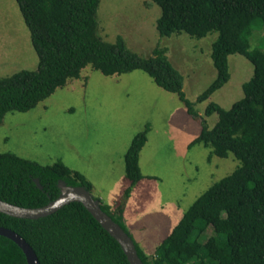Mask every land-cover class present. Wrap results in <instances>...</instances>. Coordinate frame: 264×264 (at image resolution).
I'll return each instance as SVG.
<instances>
[{
  "label": "trees",
  "instance_id": "trees-1",
  "mask_svg": "<svg viewBox=\"0 0 264 264\" xmlns=\"http://www.w3.org/2000/svg\"><path fill=\"white\" fill-rule=\"evenodd\" d=\"M160 8L156 31L160 37L185 33L202 38L216 32L210 57L216 76L197 97L208 100L230 78L228 56H244L253 66L244 82L243 97L226 110L210 101L204 116L216 115L188 147L200 144L212 156L232 155L238 166L211 184L183 212L170 233L153 252L133 240L142 264H264V51L250 46L254 28L264 27V0H151ZM29 31L38 64L0 78V123L13 112H27L69 80L80 78L85 67L105 76L134 70L146 73L164 91L174 93L187 113L200 117L182 91V77L156 47L143 57L130 50L121 37L114 42L98 35L99 0H15ZM149 126L132 137L124 155V177L131 188L142 179L139 155ZM37 179L41 188H38ZM82 187L92 183L61 161L43 165L11 152L0 153V199L22 207H40L59 195L58 182ZM94 200H99L94 197ZM100 208L131 237L123 206ZM0 227L23 238L39 264H129L118 242L78 202L49 216L20 219L0 213ZM132 238V237H131ZM0 264H27L22 250L0 236Z\"/></svg>",
  "mask_w": 264,
  "mask_h": 264
},
{
  "label": "rangeland",
  "instance_id": "rangeland-1",
  "mask_svg": "<svg viewBox=\"0 0 264 264\" xmlns=\"http://www.w3.org/2000/svg\"><path fill=\"white\" fill-rule=\"evenodd\" d=\"M159 15L160 8L151 0H99L98 35L107 42L121 37L143 57L151 56L156 47L166 48L168 61L182 77V91L200 117H191L176 94L159 88L140 70L105 76L88 66L80 78L69 80L32 110L8 113L0 123V153L43 165L61 161L81 173L92 183L94 197L111 209L123 206L129 234L146 252L154 250L197 197L238 166L231 154L208 159L210 148L188 144L199 134L203 120L209 128L217 120L215 114L204 116L206 105L212 101L228 110L243 97L241 85L253 71L244 56L229 55V80L208 100L198 102L216 76L210 53L217 33L199 39L185 33L160 37ZM249 41L264 51V27L254 28ZM37 64L15 0H0V78L21 69L34 71ZM146 126L149 139L139 156L143 178L125 197L129 181L123 155L134 134ZM159 210L170 218V226L152 216ZM151 224L161 227L150 233ZM136 229H141L142 237Z\"/></svg>",
  "mask_w": 264,
  "mask_h": 264
},
{
  "label": "water",
  "instance_id": "water-1",
  "mask_svg": "<svg viewBox=\"0 0 264 264\" xmlns=\"http://www.w3.org/2000/svg\"><path fill=\"white\" fill-rule=\"evenodd\" d=\"M34 182L38 188H41L37 179H34ZM57 187L60 191L57 198L40 207H22L0 199V213L13 218L34 220L49 216L69 203L78 202L118 242L129 264H142L132 238L100 208V200H94L92 195L82 187L68 186L62 181L57 183ZM0 236H4L17 244L24 253L27 264H39L32 248L18 234L0 227Z\"/></svg>",
  "mask_w": 264,
  "mask_h": 264
},
{
  "label": "crops",
  "instance_id": "crops-1",
  "mask_svg": "<svg viewBox=\"0 0 264 264\" xmlns=\"http://www.w3.org/2000/svg\"><path fill=\"white\" fill-rule=\"evenodd\" d=\"M149 139V136L147 137V140ZM148 141H146V143H147ZM145 143V144H146ZM189 145V144H188ZM143 149V148H142ZM140 156V155H139ZM143 178V177H142ZM124 214V213H123ZM160 215H163V217H160ZM152 216H154V217H156V219H161L162 220V224H164L165 225V222H168L169 223V226L171 225V220H170V218L165 214V213H163L161 210H159V211H156V212H152ZM181 216H182V214H181ZM181 216H180V218H181ZM180 218L178 219V221L180 220ZM123 219H124V215H123ZM177 221V222H178ZM176 222V223H177ZM124 223H125V225L127 226V228L129 229V231H130V229H131V225H130V223H128L127 222V220L126 219H124ZM176 223L173 225V227L176 225ZM155 226L157 227H161V225H149V227H150V229H149V231H150V233L151 232H153L154 231V229H155ZM172 227V228H173ZM140 230L141 229H136V232H137V234H139L140 236H141V234H140ZM166 230H168V229H166ZM171 231V230H170ZM170 233V232H169ZM168 233V234H169ZM167 234V235H168ZM166 235V236H167ZM165 236V237H166ZM142 237V236H141ZM164 237V238H165ZM143 238H145V235L143 236ZM163 238V239H164ZM163 239H161V240H163ZM153 252V251H152Z\"/></svg>",
  "mask_w": 264,
  "mask_h": 264
}]
</instances>
